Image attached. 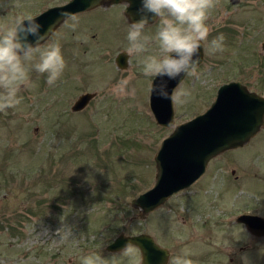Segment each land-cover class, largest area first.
<instances>
[{
	"label": "rangeland",
	"instance_id": "rangeland-1",
	"mask_svg": "<svg viewBox=\"0 0 264 264\" xmlns=\"http://www.w3.org/2000/svg\"><path fill=\"white\" fill-rule=\"evenodd\" d=\"M74 16L58 33L65 45L61 78L49 86L45 74L32 70L21 103L0 112V264H81L83 257L102 253L118 233L138 231L151 233L169 250L172 264L190 249L180 218L187 213L185 204L177 199L174 211L164 205L140 219L129 201L151 186L159 141L174 124L201 113L220 84L239 81L264 91V0H216L198 75L184 76L174 88H188L192 96L186 104L172 103L170 127L156 125L149 111L151 79L142 73V56L127 54L124 69L114 63L128 44L122 6ZM158 24L155 18L145 33L155 36ZM219 35L223 51L209 53L208 43ZM157 52L154 42L143 55ZM129 74L134 78L128 94H113V86ZM83 92L94 96L80 111H71ZM195 189L207 191L208 205L219 206L216 192L222 190V206L247 204L264 215V127L240 147L211 158L189 187ZM65 227L72 233L67 237ZM246 242L240 237L224 243L236 248ZM125 250L107 264H134L136 251ZM240 260L264 264V236L256 237Z\"/></svg>",
	"mask_w": 264,
	"mask_h": 264
},
{
	"label": "water",
	"instance_id": "water-1",
	"mask_svg": "<svg viewBox=\"0 0 264 264\" xmlns=\"http://www.w3.org/2000/svg\"><path fill=\"white\" fill-rule=\"evenodd\" d=\"M126 2V0H110L109 3ZM131 7L124 9L129 23L138 20L140 0H129ZM103 0H67L63 4L48 7L40 12L36 21L42 25L41 33L47 32L49 26L56 28L66 18L101 6ZM61 13L71 14L64 17ZM154 20L155 16L149 14ZM35 45V37L29 36ZM264 48V42L261 45ZM203 56L202 46L199 50V62ZM117 68L127 65V53L118 52L114 57ZM199 64V63H198ZM181 74L174 80L167 81L169 94L183 79ZM157 77L155 82H159ZM151 83V82H150ZM93 92L80 93L70 106L71 111H80L93 98ZM148 107L154 123L162 127L173 125V107L170 99L157 97L148 93ZM264 98L250 92L239 81L220 84L215 91L211 103L199 114L174 124L170 133L158 143L153 155L155 167L151 186L129 201L130 206L139 210V216L152 211L161 205L171 194L190 186L204 172L207 162L223 151L240 147L256 132L264 127ZM255 222L252 231L264 235V218L251 216ZM246 223L248 219H244ZM139 248L141 264H166L168 252L158 246L145 234L132 236L118 235L106 246L109 251L119 250L127 245Z\"/></svg>",
	"mask_w": 264,
	"mask_h": 264
},
{
	"label": "clouds",
	"instance_id": "clouds-1",
	"mask_svg": "<svg viewBox=\"0 0 264 264\" xmlns=\"http://www.w3.org/2000/svg\"><path fill=\"white\" fill-rule=\"evenodd\" d=\"M215 6L216 0H140L137 9L140 18L128 26L126 53L129 56H142V73L151 79L150 94L170 99L177 105L189 101L192 96L190 89L179 87L169 94L164 77L174 80L182 73L192 77L198 75L199 50L208 41L210 28L207 21ZM123 7L125 10L131 7L129 0L123 3ZM149 14L159 20L155 36L145 33L152 18ZM61 15L68 17L71 14ZM71 19L76 21L75 16H71ZM41 27L31 14L16 17L11 26H0V112L21 103L20 93L31 86L32 70L45 74L49 86H54L65 70L66 63L60 43L57 41L46 46L41 43L55 28L50 25L47 32L41 33ZM71 27L74 29L76 23ZM29 36L35 37V45L29 41ZM154 42L158 52L143 55ZM223 42L224 36H217L208 43L207 51L222 52ZM157 77L160 78L159 82H155ZM133 78L132 74L121 78L113 86V94L127 95ZM65 229L66 237L72 234L70 228ZM189 255L185 250L182 255L174 258L172 264H193ZM81 264H107V261L99 254H91L83 257Z\"/></svg>",
	"mask_w": 264,
	"mask_h": 264
},
{
	"label": "flooded vegetation",
	"instance_id": "flooded-vegetation-1",
	"mask_svg": "<svg viewBox=\"0 0 264 264\" xmlns=\"http://www.w3.org/2000/svg\"><path fill=\"white\" fill-rule=\"evenodd\" d=\"M66 1L67 0H0V16L2 17L1 20H3L0 26H11L15 18L18 16L28 14L37 16L40 12L47 9L48 7L63 4ZM109 1L110 0H103V4L99 7H104L107 5H121L123 8V15L126 21L129 23L126 15L124 14V2H120L119 4H107ZM70 18L71 16L59 23V25L55 28L54 32L50 34L45 41H41L42 45L44 46L45 44L47 45L49 43H54L58 41L61 45V51L63 53L65 48L64 38L58 33L63 27V25L66 23V21H68ZM154 20H152V22ZM257 66L258 69H262V65H256V67ZM249 91L264 98V91ZM201 176H199V178ZM199 178H197L187 188L171 194L167 199L164 200L161 205L142 216H139V210L137 208H134L132 206L130 207L136 211L138 218L146 219V217L150 213L158 212L159 209H161V207H163L164 205H169L168 210L174 211L175 202L177 199H179L180 203L185 204L187 210L186 215L180 218L182 220L181 223H184V232L187 244L190 246V255L188 256V258L193 261V264H241L240 253L251 250L255 243V238L264 236H257L252 231L255 222L252 221L251 216L257 215L259 217L264 218V215L257 214L254 206H249L247 204L244 206H222L219 203L222 198V190L216 192L220 193V200L216 202L219 204V206L208 205L211 196H207L206 190H189V187L196 183ZM246 218L248 219L247 223L246 221H244V219ZM138 234L148 235L155 244L160 246L151 233H147L144 231H138L133 233L120 232L104 244L102 248V253H100L99 255H101L105 259L110 260L109 258H112L114 256L119 257V255L125 249H133L136 251V253L134 252L135 254L133 253L132 255L134 264H136L135 261L137 262V264H141L142 256L140 250L134 245H127L119 250L109 251L106 249V246L111 243L113 239L118 235L132 236ZM240 237H242L244 241H247L244 245H239L236 248H232L230 245H225V243H236ZM90 238V241L92 240V238H94L93 234H90ZM167 252L168 256L166 264H168L169 260L171 259L170 251L167 250Z\"/></svg>",
	"mask_w": 264,
	"mask_h": 264
},
{
	"label": "trees",
	"instance_id": "trees-1",
	"mask_svg": "<svg viewBox=\"0 0 264 264\" xmlns=\"http://www.w3.org/2000/svg\"><path fill=\"white\" fill-rule=\"evenodd\" d=\"M72 195H76V194H72Z\"/></svg>",
	"mask_w": 264,
	"mask_h": 264
}]
</instances>
